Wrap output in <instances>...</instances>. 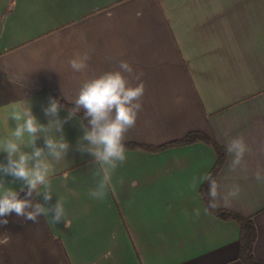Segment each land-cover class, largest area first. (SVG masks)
<instances>
[{
  "label": "crops",
  "instance_id": "crops-1",
  "mask_svg": "<svg viewBox=\"0 0 264 264\" xmlns=\"http://www.w3.org/2000/svg\"><path fill=\"white\" fill-rule=\"evenodd\" d=\"M89 49L88 69L74 73L68 61ZM120 60L143 72L145 88L125 142L161 145L191 131L218 142L225 158L215 179L225 193L239 188L231 207L220 208L251 218L253 253L264 261V182L255 178L264 168V0H0V137L16 126L4 119L14 107L31 105L47 124L49 97L74 105L86 80L119 70ZM77 117L63 125L70 147L50 178L49 204L64 201L70 228L50 215L38 223L8 215L0 264H243L238 224L206 211L200 195V178L216 161L209 144L126 148L96 199L89 193L103 173L77 150ZM237 136L251 152L246 167L231 171L226 143ZM21 183L9 186L19 191Z\"/></svg>",
  "mask_w": 264,
  "mask_h": 264
},
{
  "label": "clouds",
  "instance_id": "clouds-1",
  "mask_svg": "<svg viewBox=\"0 0 264 264\" xmlns=\"http://www.w3.org/2000/svg\"><path fill=\"white\" fill-rule=\"evenodd\" d=\"M141 14L137 13L138 16ZM90 52L91 49L83 54L78 53L68 61L74 73L88 69ZM142 76V71H135L128 61L120 60L119 70L105 72L82 84L77 98L72 102L74 107L64 119L60 118L59 113L65 106L51 97L48 105L43 107L48 118L47 124L38 121L31 105L16 106L5 116V122L11 118L16 126L10 135L0 137V153L6 154V163L0 162V225H7V216L15 213L34 223H38L40 216L50 215L54 223L64 222L70 228L71 221L67 219L64 201L56 199L54 204H49L53 197L50 178L56 171L55 163L65 160L70 147L63 135V125L69 119L78 118L77 114L82 110L83 116L79 119H86L87 125L81 122L83 135L77 142V150L88 152L94 158L93 162L101 165L103 179L89 195L96 199L104 198L111 173L126 160V133L135 127L143 107L141 99L145 88ZM132 80L141 82L133 85ZM39 138L44 140L43 147L37 146ZM226 151L232 156L229 164L231 171L246 167L244 157L251 149L243 136L230 138L226 143ZM262 173L264 168H258L255 173L259 182H264ZM8 176L12 180L6 184L4 178ZM68 178L65 172V182ZM200 179L202 183L208 184L207 192L200 193L201 197L208 198L206 211L231 207L232 199L238 195V186L225 193L221 191L222 185L210 173ZM16 181L22 182L19 191L9 186ZM20 192H24L23 198ZM40 197L44 203L39 202ZM199 214V210H196V215ZM10 240V233H0V245H7Z\"/></svg>",
  "mask_w": 264,
  "mask_h": 264
},
{
  "label": "trees",
  "instance_id": "trees-1",
  "mask_svg": "<svg viewBox=\"0 0 264 264\" xmlns=\"http://www.w3.org/2000/svg\"><path fill=\"white\" fill-rule=\"evenodd\" d=\"M54 98L57 99L62 105H64L65 106L64 108L66 109L71 110V107H74V105H71L62 98H58V97H54ZM78 115L82 117L83 110L80 113H78ZM83 122L85 125H87L86 119L83 120ZM194 141L206 142L214 149V152L216 154V161L212 169L208 172V174L210 173L214 178H216L218 171L222 166L225 158V149L220 144H218V142H216L215 140L211 139L210 137L199 131H191L180 139L169 141L161 145L152 146V145L125 142V148H142L149 151H157L166 147L184 145ZM207 190H208L207 182L202 183L200 192L206 193ZM202 198L207 207L208 204L207 196H204ZM209 211L221 219L234 220L238 224L240 231L239 239H238V258L243 262V264H264V261L258 259L253 253V246L256 240V229L250 217H246L223 208H219L217 210H209Z\"/></svg>",
  "mask_w": 264,
  "mask_h": 264
}]
</instances>
